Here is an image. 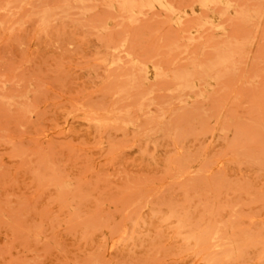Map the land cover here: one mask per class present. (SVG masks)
Masks as SVG:
<instances>
[{"label": "rangeland", "instance_id": "374dc122", "mask_svg": "<svg viewBox=\"0 0 264 264\" xmlns=\"http://www.w3.org/2000/svg\"><path fill=\"white\" fill-rule=\"evenodd\" d=\"M0 264H264V0H0Z\"/></svg>", "mask_w": 264, "mask_h": 264}]
</instances>
